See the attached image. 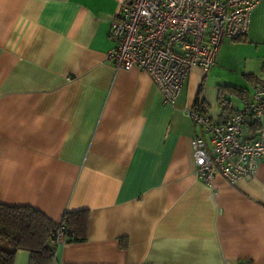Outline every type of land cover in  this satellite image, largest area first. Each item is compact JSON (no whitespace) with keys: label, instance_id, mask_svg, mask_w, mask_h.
Masks as SVG:
<instances>
[{"label":"crops","instance_id":"0c3cea01","mask_svg":"<svg viewBox=\"0 0 264 264\" xmlns=\"http://www.w3.org/2000/svg\"><path fill=\"white\" fill-rule=\"evenodd\" d=\"M116 9L0 0V204L55 223L87 212L84 239L56 245L55 264H264V158L250 178L201 182L199 128L183 111L200 102L219 122L264 78V0L207 72L191 69L173 105L146 72L108 59ZM29 257L18 249L13 264Z\"/></svg>","mask_w":264,"mask_h":264},{"label":"built area","instance_id":"2783aa9c","mask_svg":"<svg viewBox=\"0 0 264 264\" xmlns=\"http://www.w3.org/2000/svg\"><path fill=\"white\" fill-rule=\"evenodd\" d=\"M259 1L115 0L109 26L115 45L107 57L116 69L146 72L163 101L173 105L192 68L207 72L224 38L247 33ZM183 111L199 128L190 146L201 182L209 185L221 175L233 184L254 175L258 160L264 158V78L241 98L236 111L219 122L197 107ZM67 233L58 222L55 246L67 242ZM50 264H55L54 256Z\"/></svg>","mask_w":264,"mask_h":264},{"label":"trees","instance_id":"16d2710c","mask_svg":"<svg viewBox=\"0 0 264 264\" xmlns=\"http://www.w3.org/2000/svg\"><path fill=\"white\" fill-rule=\"evenodd\" d=\"M221 87L228 90H240L230 85ZM220 103L224 111L228 112L230 109L228 101L221 97ZM195 106L205 111L200 102H196ZM231 114L232 112L227 113L226 118ZM60 222L68 230L67 240L84 239L87 224L86 211L65 213ZM56 226L57 223L30 206L0 204V264H13L14 255L18 249L29 251L28 264H50L55 250Z\"/></svg>","mask_w":264,"mask_h":264},{"label":"rangeland","instance_id":"374dc122","mask_svg":"<svg viewBox=\"0 0 264 264\" xmlns=\"http://www.w3.org/2000/svg\"><path fill=\"white\" fill-rule=\"evenodd\" d=\"M233 102L235 103L236 102V99H234Z\"/></svg>","mask_w":264,"mask_h":264}]
</instances>
